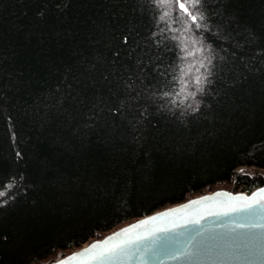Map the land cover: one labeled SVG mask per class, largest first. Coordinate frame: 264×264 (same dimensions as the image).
I'll return each instance as SVG.
<instances>
[{
	"label": "trees",
	"instance_id": "1",
	"mask_svg": "<svg viewBox=\"0 0 264 264\" xmlns=\"http://www.w3.org/2000/svg\"><path fill=\"white\" fill-rule=\"evenodd\" d=\"M199 10L207 29L176 0H0V264L264 184V0Z\"/></svg>",
	"mask_w": 264,
	"mask_h": 264
},
{
	"label": "water",
	"instance_id": "2",
	"mask_svg": "<svg viewBox=\"0 0 264 264\" xmlns=\"http://www.w3.org/2000/svg\"><path fill=\"white\" fill-rule=\"evenodd\" d=\"M261 189L264 184L250 193L219 189L181 200L131 220L48 264L61 261L96 264L91 259L93 253L78 254L96 244L112 247L128 241L133 243L124 249L121 258L109 264H264V211L233 213L215 206L229 196L251 198ZM217 193L228 195L216 196ZM214 196L215 201L184 207L192 201ZM180 209L183 210L176 211ZM169 212L171 216L162 215ZM153 217L161 218L153 220ZM73 256L77 258L69 260Z\"/></svg>",
	"mask_w": 264,
	"mask_h": 264
},
{
	"label": "snow or ice",
	"instance_id": "3",
	"mask_svg": "<svg viewBox=\"0 0 264 264\" xmlns=\"http://www.w3.org/2000/svg\"><path fill=\"white\" fill-rule=\"evenodd\" d=\"M162 3H168L169 0H161ZM178 7L182 12L191 20L192 24L195 25L197 29L204 27L207 29L206 25H203L201 22L205 19L204 13L200 11V7L203 3V0H176ZM202 39V38H201ZM197 41H193L196 43ZM211 47V46H209ZM200 51V49H197ZM188 55H192L191 52H188ZM209 63L211 60L209 59ZM203 66V65H202ZM197 83L201 84L202 80L200 77H197ZM197 91H203L202 88H198ZM195 92L190 93V95L195 96ZM198 110V107H197ZM7 187V185H6ZM4 195L3 191H0V196ZM226 193H217L216 196H227ZM216 197H204L201 200L192 201L190 204L185 205V208H191L193 205L203 204L206 201H215ZM217 207L227 209V212H252L256 209L264 211V189H261L258 193L254 194L251 198L239 196V197H228L227 200L219 201L216 203ZM183 209L176 210L182 211ZM226 212V214H227ZM163 216H171L172 213H164ZM161 217H153V220L160 219ZM146 221L144 223H149ZM121 235V234H118ZM133 241H128L126 243L117 244L112 247H103L100 244L93 245L90 249H85L84 253H80V256H86L88 253H93L91 259L96 262V264H109V262H114L121 258L124 249ZM94 249H99V251L93 252ZM77 257L73 256L69 260H75ZM60 264H69V261H61Z\"/></svg>",
	"mask_w": 264,
	"mask_h": 264
},
{
	"label": "rangeland",
	"instance_id": "4",
	"mask_svg": "<svg viewBox=\"0 0 264 264\" xmlns=\"http://www.w3.org/2000/svg\"><path fill=\"white\" fill-rule=\"evenodd\" d=\"M243 171L244 172H246V173H249V172H252L251 170H250V168H245V169H243ZM229 186H226V185H222V186H218V188H223V189H227Z\"/></svg>",
	"mask_w": 264,
	"mask_h": 264
}]
</instances>
